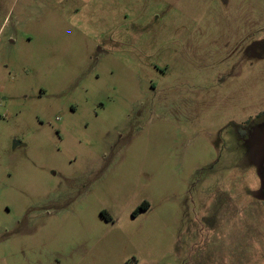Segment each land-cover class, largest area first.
Instances as JSON below:
<instances>
[{"label": "rangeland", "instance_id": "374dc122", "mask_svg": "<svg viewBox=\"0 0 264 264\" xmlns=\"http://www.w3.org/2000/svg\"><path fill=\"white\" fill-rule=\"evenodd\" d=\"M0 264H264V0H0Z\"/></svg>", "mask_w": 264, "mask_h": 264}, {"label": "trees", "instance_id": "16d2710c", "mask_svg": "<svg viewBox=\"0 0 264 264\" xmlns=\"http://www.w3.org/2000/svg\"><path fill=\"white\" fill-rule=\"evenodd\" d=\"M148 205L146 203H143L141 206H139L136 211L132 214L133 216L137 215L138 211H144L148 209Z\"/></svg>", "mask_w": 264, "mask_h": 264}]
</instances>
